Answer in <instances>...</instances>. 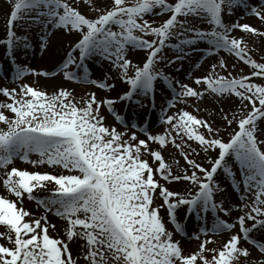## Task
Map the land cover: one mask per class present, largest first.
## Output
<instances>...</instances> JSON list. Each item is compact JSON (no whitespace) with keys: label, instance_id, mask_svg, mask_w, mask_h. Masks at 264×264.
Instances as JSON below:
<instances>
[{"label":"snow or ice","instance_id":"6c2138e0","mask_svg":"<svg viewBox=\"0 0 264 264\" xmlns=\"http://www.w3.org/2000/svg\"><path fill=\"white\" fill-rule=\"evenodd\" d=\"M91 3V0H88ZM244 0H111V7L106 11L96 9L94 18L81 13L69 0H14L7 20L8 29L2 43L12 64L14 76L12 82L19 81L25 75L39 74L55 76L62 72L65 79L92 83L101 89H110L114 85L101 79H90L84 61L98 55L111 62L112 67L121 73L122 80L129 85L128 90L117 97L97 99L90 93L78 106L65 88L49 95L44 90L28 84H19L17 88L0 87V93L10 99V103L0 102V109L10 110L8 116L0 111V122L6 127L0 128V180L6 191L16 199L0 194V264H80L73 256L69 242L79 238L85 243L80 245L84 264H239L241 253L248 254V249L239 247L241 239L250 241L264 252V235L259 239L250 233L264 229V141L257 135V121L264 118V84L255 83L250 77H264V63H258L247 54L242 40L229 35L234 28L258 33V29L248 23L227 25L222 19L225 9L231 14L234 7L243 5ZM154 9L169 13L158 26L145 18ZM250 12L264 20V10L251 7ZM206 19L210 30L188 26V17ZM184 17V19H180ZM17 20L31 21L43 29H63L78 34L64 59L53 71L36 69L16 63L15 49L27 48L28 37L17 35L13 24ZM113 26H116L115 28ZM141 33L143 35H138ZM193 33V35H185ZM264 34V33H259ZM151 35L152 39H145ZM175 37L176 43H171ZM206 41L211 54L223 49L235 53L241 60L256 69L248 75L227 76L217 70L226 67L223 59L219 65L212 64L207 75L197 76L195 83L202 85L199 91L180 81L179 90L172 79L158 67L159 62L167 59L169 64L179 59H168L164 49H174L181 55L185 47L197 41ZM47 37H41L40 47L47 48ZM129 47L146 49V58L141 65L134 64L127 58ZM78 52V56L76 53ZM70 65L75 67L70 68ZM83 69V72H77ZM134 70V74H129ZM162 79L172 90V98L167 101L172 107L177 98H200L205 92L217 96L234 94L247 100L251 109L246 114L232 116L225 114L229 126L238 125L227 140L219 136V129L189 111L181 109L176 115L161 116L162 123L168 125L164 134H147L142 139L136 131L128 132V125L121 115L115 112L116 100H131L134 96H149L155 100V83ZM27 97V98H26ZM102 105H106L115 119L124 124V131L116 127L105 126V117L100 114ZM154 106V104H153ZM243 105L239 112L247 109ZM162 113L167 109L162 108ZM136 128L135 123L132 124ZM206 130L207 135L198 129ZM175 133V135H173ZM194 140L204 152L218 150L215 158L208 157L210 167L189 158L182 144ZM177 137L180 143H177ZM157 142L161 150H153L149 142ZM171 142L181 150L191 170L184 169L183 175L173 174L172 166L176 161L166 162L162 155L164 147ZM190 148V145H188ZM194 151V150H193ZM38 154V159H31L30 154ZM148 154L154 162L145 158ZM238 162L241 181L237 182L229 158ZM16 158L33 165L47 164L61 167L68 174L28 171L7 166ZM199 170V171H197ZM218 170L232 177V186L240 192L242 203L234 205L242 214L236 217L239 225L237 234H232L219 249H206L203 241L199 250L185 254L179 241L173 239L160 214L166 206L167 218L175 230L184 233L182 223L177 219V209L186 206L185 215L196 213L204 221L199 234L216 233L230 230L233 223L222 219L219 213L231 215L232 209L216 198L222 194L220 183L215 179ZM165 182L187 181L190 185L184 192L170 189ZM54 186L49 188V184ZM41 189L47 196L37 195ZM194 189V190H193ZM28 199L67 221L66 239L54 238L49 234L47 217H33L23 206ZM251 194V197L249 196ZM160 197L163 204H156ZM211 212L213 222L208 225L207 214ZM247 221H253L246 226ZM193 236L199 238L194 232ZM209 237L208 240H211ZM214 254L209 258L204 253Z\"/></svg>","mask_w":264,"mask_h":264},{"label":"bare ground","instance_id":"6f19581e","mask_svg":"<svg viewBox=\"0 0 264 264\" xmlns=\"http://www.w3.org/2000/svg\"><path fill=\"white\" fill-rule=\"evenodd\" d=\"M2 8H3L2 11L6 10V6H3ZM10 10H11V7L9 8L8 16L10 14ZM1 15L5 17L6 19L8 17L6 16L5 11L2 12ZM2 16L0 17V35L2 32L4 35V29L6 27V20ZM26 25L28 26L29 24L26 23ZM253 25L255 24L253 23ZM13 30L16 32L17 35H21V36L26 35L28 37V44H29V47L27 48H18L14 50L13 55L16 57V63L21 64V65H27L30 68L36 69L37 72H39V70L41 69L45 71H49V72L51 71V69L54 70L56 65L64 59L70 46L73 43H75V41L78 38L76 37L75 33L69 32V31H65L66 33H63L61 29H54V34L52 35V37H49L50 34L47 35V32H46L47 30L45 29H42L40 33H32L26 27L18 29L17 27L13 26ZM42 36L47 37V41H46L47 48L45 49H42L40 47ZM0 40H1V37H0ZM4 51H6V47L4 48ZM4 51H3V45L0 42V63H2V67H4V71H2L0 75V87L6 86L9 89L17 88V92H19V87H18L19 84L28 83L38 88L39 90L46 91L49 95H51L52 93L57 92L60 88H63L62 85L67 84V85L72 86L73 88L72 96L75 98V100L83 104V102L88 98V95L90 93L94 92L97 96V99H103V95L106 94L105 93L106 91H108V93L111 95L110 96L111 98V97L119 96L120 93L118 91L123 85L124 86L126 85L125 87L127 88L129 87V85L125 83L124 80H121V81L115 80V79L111 80L110 78L106 79L105 77L93 76L92 75L93 73H91L89 68H88V75L90 79L98 77L101 80H104L107 83L114 85V87L110 89H101L92 83H85L83 81L64 79L62 77L63 75L61 72H58L55 76H44V75L29 73L25 75L24 77H22L19 81L14 83L12 82V79H11L14 76V70H13V67L10 68L9 66L10 60L8 56H6V53H4ZM142 55L143 53L141 51L134 49V50H131L129 59L132 60L134 64L141 65V62L143 61ZM70 67L73 68L75 66L70 65ZM182 71L176 72L173 70H170V71L166 70L165 72V74H168L170 76L177 90H179V85H175V81H180L182 83L183 76L189 75L185 72V70H182ZM77 72L79 74L83 72V69H77ZM130 74H134V70H130ZM93 86H96L97 88ZM113 89H115L116 91L115 93ZM155 89L156 91H155L154 101L149 96H140V95L134 96V99L138 98L144 101L150 100L151 101L150 104H154V106H152V108L150 109L151 111L149 112L148 116L146 115L147 107L145 109L146 111L143 109V112H142L140 109L127 106L125 103L126 100L125 101L116 100V102L114 103L113 106L116 107V109L118 110L116 112L123 117L124 122L127 125H129L130 127H132L133 123L137 125V127L134 128L135 130H128V132L125 133V138H127V136L130 135L131 131H136L137 135L140 138L147 139V134L144 131H142V129H145V128L148 130V132L152 134H164L165 129L168 127V125H166L165 123L160 122V128L157 130H152V129L149 130V127L158 120L159 117L157 115L162 113L161 109L166 108L165 105L168 106L167 100L171 99L170 94L172 93V90L171 88H169L167 83H165L162 79L157 80V82L155 83ZM68 91L71 93L70 90ZM202 97L200 98L193 97L191 99H188V100H205L202 106L194 104V105L188 106V108L186 107V109L179 108L178 111H174L170 114L167 111L166 115H176L181 109L189 111L190 113L196 115L198 118L207 120L214 129L218 128L220 130L219 136L222 139L224 140L229 139L230 135L235 130H237V127L234 125V123L231 126H229L224 117H225V114H227L229 118L232 117L231 110L233 108L232 103L234 99L231 97H227L225 100H229V102L221 104L220 105L221 107H219L212 101L213 97H211V94L206 93V95H204V98ZM178 99L187 100L186 97H184V99L182 98H178ZM0 102L10 103L11 101L8 97L0 93ZM191 103H196V102L192 101ZM102 106L100 109V114L105 117V120L103 121L105 126L114 125L115 127L119 128L123 132L124 131L123 129H121L118 125L114 124V121H116V119L115 118L113 119L111 115L106 113L105 109H103ZM0 111H4L5 114L8 116L14 115L13 113H11L10 110H7V109H0ZM4 127L6 126L2 122H0V128H4ZM198 130L203 131L205 135H207V132L205 129L200 128ZM173 135H175V133H173ZM184 140L187 141V143L182 144V148L184 149V151H187L189 153V158L192 160H195L198 163H201L206 168L210 167L208 157H212L211 153L214 151L218 152V150H210L209 152L206 153L200 147L198 142L194 140H189L186 136L184 137ZM149 143L153 144L154 150H161L159 149L157 142L150 141ZM177 143H180L179 137H177ZM188 145H190V148L188 147ZM162 155L165 157L166 162L176 161V163H174L172 166L173 174L183 175L184 169L187 168V166L190 167V165L185 163V159L183 155H181V150L175 148V146L172 145L171 142H169V144H167L164 147V149L162 150ZM149 161L150 163H153L155 166L156 162H154L153 160H149ZM10 164H14V167H17V165H20L21 167L19 169H25L28 171L51 172L53 174H61V173L68 174L67 170L62 169L59 166L50 167L46 163L44 165H38L37 166L38 168L35 167V169H32L33 165L30 162L27 163L25 161L20 160L19 158L14 159L12 163ZM154 178H158L160 183L166 184V186L169 187L170 189L177 190V191H179L180 189V192H184L186 189L190 187V185L186 181H183V180L173 181L172 183H170V182H165L163 178H160V177H154ZM53 186H54V182L53 184L48 185L49 188ZM221 188H222V194L217 193L216 198L220 201H223L228 207L232 209V211H231V215L229 216H225L223 213H219V215L221 216L222 219H225L229 221L230 223H233L236 227L238 222L234 214L236 212L239 214H242L238 208L234 207V205L238 204L236 200L239 199L238 195L240 194L239 193L240 190L237 191L236 189L233 188V186L227 184L226 182L223 186H221ZM34 192L37 195H42V196L47 195V191L45 189H41L39 192H36V190H34ZM0 194H4L6 196H9V198L16 199L14 196L10 195L6 191V189L4 188L2 184V180H0ZM159 200H160V197H157L155 201V203L158 205H159ZM23 206L29 212L33 213L32 207L28 205L26 206L24 203V200H23ZM185 212H186V208H184V206H181L180 208L177 209L178 220L184 226L185 234L182 233L181 234L182 236L173 235V239L180 242L182 251L185 254H192L191 252L188 251V248L194 245V242H195L194 240L200 239V240L206 241L205 239H208V237L199 235V233H197L199 235V238H195L193 236L194 232H193L192 226L194 225V223L198 220L201 223L200 225H202L204 224V221L201 219H198L196 213H188L187 215H185ZM166 213L167 212L164 209L162 208L160 209V214L163 219ZM33 214H34L33 217H26V219L38 218L35 212ZM207 217H208L207 223L208 225H210L214 219L211 212L207 214ZM252 223L253 221L246 220V226H249ZM166 227L169 230L167 223H166ZM234 228L230 230H222L216 233L209 232L207 234L209 235V237H212V239L220 240L221 242L224 243L227 239L230 238L232 234L238 233L239 228L237 229H234ZM58 229L59 228L49 227L48 229L49 234L52 235L51 233H54V231H56L57 233H61V230L59 229L58 231ZM3 230H6V229L3 226H0V231H3ZM258 231H259L257 232L258 234H256L258 236H255L253 233H251L257 239H259L261 235H264L263 229H259ZM240 236H241V239L239 241L238 246L247 248L248 254L247 255H244L243 253L240 254L238 258L239 264H264V252H261L259 248L256 245L252 244L250 241L244 240L242 233H240ZM0 243H5L6 245L8 244V242L4 240H0ZM221 246L222 245L219 246V245L211 244L210 242H207L205 244L206 249H219ZM204 254L210 258L214 253L211 251H205ZM198 264H202V261L198 260Z\"/></svg>","mask_w":264,"mask_h":264},{"label":"rangeland","instance_id":"374dc122","mask_svg":"<svg viewBox=\"0 0 264 264\" xmlns=\"http://www.w3.org/2000/svg\"><path fill=\"white\" fill-rule=\"evenodd\" d=\"M69 2L74 7H77L78 10L81 11L82 14L88 16L89 18H94L98 14L96 11L97 8L100 9V11H106L109 7H111V0H91V3H89L88 0H69ZM169 2H174V0H169ZM13 4H14V0H0V17L2 16L1 15L2 12H4V11L6 13V16H8L9 8L12 7ZM3 6H6V10H4V11H2ZM253 6L256 7L257 9L264 10V0H244V4L234 7L231 14H229L228 11L225 9V11L222 13V19H223L224 23L227 25L248 23L252 26L253 23L255 24V25H253V27L258 29V33H251V32H247V31H243L239 28H234L232 30V32L229 33V35L234 37V38L242 40V46H245L248 50L246 55L250 56L252 59L256 60L258 63H264V34H259V33H264V20H261L260 18H258L257 16H255L253 13L250 12V8ZM168 15H169V13H167V12H160L159 9H154L152 13L146 14L145 18L148 19L150 22H152L153 26H158L160 23H162L165 19L168 18ZM3 18L6 20V27L4 29V35H3V32L0 35V37H1L0 42L3 45V51H4L5 45L2 43V41L6 38V33H7V29H8L7 20L10 18V14L7 17V19L5 17H3ZM180 19H184V17H180ZM187 20H188V26L200 28V29H204V30H210V28H211V25L208 23V21L206 19L190 16L187 18ZM26 23H28L29 25L27 26ZM13 26L17 27L18 29L26 27L32 33H40V31L43 29L42 26L34 24L30 20L27 22L22 21V20H17L14 22ZM113 27L115 28L116 26H113ZM61 30L63 33H66L65 32L66 30H63V29H61ZM46 32H47V35L50 34L49 37H52V35L54 34V29L49 28ZM73 33H75V32H73ZM75 34H76V37H78V34L77 33H75ZM137 34L143 35L141 33H137ZM185 35H193V33H185ZM144 38L145 39H152L153 37L151 35H148V36H145ZM171 43H176L175 37H173L171 39ZM208 47H209V45L207 44L206 41H203V40L197 41L195 44H193L191 46H186L185 47V54L181 55L180 53H178L177 51H175L174 49H172L166 45L165 49H164V55L168 59H172L174 56H179L180 58L174 60V62L172 64H169L167 62V59L164 61H161V62H159L158 67L163 69L164 72H166V70L167 71L173 70L176 72H181L182 70H185V72L189 75L183 76V78H182L183 82L182 83L187 84V85L197 89L198 91L202 87H206V86L197 85L195 83V78L197 76L207 75L208 72L211 70V65L212 64L219 65L220 59H223L225 61L226 67L223 69H220L218 66L217 70L220 72V74L225 75V76H227L229 73H231L232 76L248 75L250 72L256 70V69H254V67L247 64L245 60H241L239 57H237L235 55V53H231V52H228L226 50L221 49L218 52L209 54L206 52V49ZM134 49H137L143 53V55H144V56L142 55L143 60L146 58V52H147L146 49H139V48H134V47H129V49L127 51V58L130 57L131 50H134ZM4 53H6V51H4ZM76 55L78 56V53H76ZM6 56H7V54H6ZM3 63H4V61H3ZM84 63L87 66V68L90 69L91 73H93L92 74L93 76L105 77L106 79L110 78L111 80L112 79L120 80V81L122 80L120 71L117 68L112 67L111 62L108 61L107 59L103 58V57H100L98 55L90 56V57L86 58ZM9 66H10V68H12L11 62L9 63ZM0 67H1L0 70L4 71V67H2V63H0ZM51 71H53V70L51 69ZM94 74H96V75H94ZM62 75H63V73H62ZM62 77L64 78V76H62ZM93 79H100V78L95 77ZM250 80L255 82V83L264 84V77H261V76L250 77ZM125 83H127V82L125 81ZM125 86L123 85L120 88V90L118 91L120 94H122L123 92L128 90V88ZM62 87L70 90L71 93L73 92V88L71 85L64 84V85H62ZM93 87L97 88L96 86H93ZM113 90L115 93L116 92L115 89H113ZM105 93L106 94L103 95V98H105V97L110 98L111 95L108 93V91H106ZM206 93L211 94V97H213L212 101L219 107H221L220 106L221 104L229 102V100H225L227 97L233 98L234 99L233 103H232L233 108L231 110L232 116L235 115V116L239 117L240 115L246 114L247 111L251 109V104L247 100H241V98L235 96L234 94H225V95L217 96L214 93L205 92L204 95H206ZM172 95H173V93L170 94L171 98H172ZM204 95H203V97L202 96L201 97L204 98ZM70 98H74V97L71 96ZM191 98H193V97H186L187 100H181V99L177 98L174 101L175 106L173 105L172 107H169V106L165 105V107H166L168 113L170 114L174 111H178L179 108H185L186 109V107L188 108V106H191L194 104L202 106L205 102V100H188ZM182 99H184V97ZM74 100H75V98H74ZM192 101H195L196 103H191ZM76 102H78V106H83V104L80 103L79 101H76ZM150 102H151L150 100L144 101V100H141L138 98L134 99V97L131 100L125 101L127 106H131V107L140 109L142 112H143V109L145 110L147 107V109H146L147 110V114H146L147 116L149 115V112L151 111L150 108L153 106V104H150ZM245 104L248 105L247 109H244V111L242 113L239 112L238 110L241 109L242 106ZM102 108L105 109L106 113L111 115L113 117V119L115 118V115L112 112L108 111V108L106 105L102 106ZM113 108H114L115 112L118 111L116 109V107L113 106ZM163 115H166V113H163ZM157 116L159 117L158 120L149 127V130H151V129L157 130L160 128V122H162L161 121L162 113L158 114ZM114 124L118 125L121 129L124 130V125L121 126L117 122V120L114 121ZM234 125L238 128V125L235 122H234ZM116 129L118 131H121L117 127H116ZM128 130H135V129L128 125ZM257 130H258L257 135H258L259 139L264 141V118L258 119ZM149 144H150V147L154 150L153 144H151V143H149ZM261 147L264 148V144H261ZM217 154H218V152H215V151L212 152L211 153L212 158H215ZM30 158L31 159H38L39 157H38V154L32 153V154H30ZM145 158L152 160V158L148 154H145ZM27 163H29V162H27ZM185 163H187V162L185 161ZM229 163L233 167V173H234L235 179L237 180V182L241 181L242 178H241L240 167H239L238 162L235 161L234 157H231V158H229ZM15 165H17V164H15ZM41 165H44V164H41ZM11 167H14V164H9L7 166L8 169H10ZM20 167H21L20 165H17V168H20ZM35 167H37V166L33 165L32 169H35ZM187 168L189 170H191V168L189 166H187ZM3 171H4V169L0 168V172H3ZM215 179L217 180L218 183H220L221 186H223L225 184V182L232 186V177L227 176L223 172V170H218V172L215 174ZM172 182L173 181H171L170 183H172ZM239 190H240V192L243 191V184L242 183L240 184ZM179 191H180V189H179ZM43 196H47V195H43ZM249 196L251 197V194H249ZM238 197H239V199H237L236 201L238 204H240V203H242V201L240 200V194L238 195ZM24 203L26 206L28 205V206L32 207V212L33 213L35 212V214H37L38 218H40L42 220V223L44 222L43 218L46 216L47 222L50 225H54V227H51V228H59L61 230V233H57L56 231H54V233H51L54 238L66 239L67 221L65 218L59 217L51 211L46 212L45 208L42 205L38 204V202L36 200L28 199L27 194H25ZM159 204H163L162 198H160ZM184 208H186V206H184ZM162 209H164L167 212L166 206ZM238 215H240V214L237 212L234 214L235 217H237ZM177 219H178V215H177ZM164 221L167 223V225L169 227V231L173 232V235L182 236L181 235L182 233L177 232L175 230V226L168 220L167 213L164 217ZM200 224L201 223L198 220L194 223V225L192 226L193 232L198 233ZM237 228H239L238 224L234 229H237ZM59 229H58V231H59ZM257 232H259V231L254 230L252 233L255 236H258V235H256V234H258ZM263 232H264V229H263ZM183 234H185V232ZM199 235L206 236L209 238L208 234H199ZM250 235H252V234L250 233ZM205 240H207L208 242H210L211 244H214V245L220 246L223 244V242H221L220 240H214V239H211V240L205 239ZM194 241H195L194 245H192L188 248V251L191 253L198 251L199 250V244L201 242H203V240H200V239H195ZM84 243H85V241H83L79 238H74L73 241L69 242L70 250L73 253V256L77 257L80 260V264H84L83 252L81 251V247H80V245H83Z\"/></svg>","mask_w":264,"mask_h":264}]
</instances>
